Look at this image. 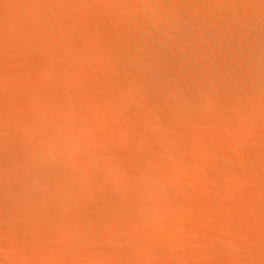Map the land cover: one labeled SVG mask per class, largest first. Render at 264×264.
<instances>
[{"label":"bare ground","instance_id":"obj_1","mask_svg":"<svg viewBox=\"0 0 264 264\" xmlns=\"http://www.w3.org/2000/svg\"><path fill=\"white\" fill-rule=\"evenodd\" d=\"M196 1L0 0V264H264V0Z\"/></svg>","mask_w":264,"mask_h":264},{"label":"rangeland","instance_id":"obj_2","mask_svg":"<svg viewBox=\"0 0 264 264\" xmlns=\"http://www.w3.org/2000/svg\"><path fill=\"white\" fill-rule=\"evenodd\" d=\"M195 1H196V0H195ZM196 2H197V1H196ZM128 3H130V2L128 1ZM0 4H1L0 7H1V9H3V11H5V9H6V10L8 9V7H7L6 4H3V3H1V2H0ZM2 4H3V5H2ZM156 8H158V6H157ZM159 8H160V7H159ZM47 9H49V8L41 9L42 11H39V13H42V15H43V13H47V14H48V13L50 12V14H51V13L55 12V15H56V13L58 12L57 10H56V11H57V12H56L55 10L52 11L51 9H50V10H47ZM74 9H75V8H73V9L70 8V11H73ZM117 9L120 10L121 8H117ZM225 9H226V8H225ZM8 10H9V9H8ZM223 10H224V9H223ZM227 10H228V9H226L225 12H226ZM61 12H62V11H61ZM73 12H74L73 14H75L76 11H73ZM183 12H185V14H186V13H187L186 9H183ZM229 12H231V11L228 10V13H229ZM59 13H60V12H59ZM62 13H63V12H62ZM62 13H61V14H62ZM71 13H72V12H71ZM63 14H64V13H63ZM45 15H46V14H45ZM45 15H44V16H45ZM53 15H54V13H53ZM55 15H54V16H55ZM57 15H60V14H57ZM48 16L50 17V16H52V15H48ZM48 16H47V17H48ZM1 22H2V21H1ZM1 22H0V23H1ZM8 22H9V21H8ZM8 22H7V25H9ZM3 23H4V21H3L0 25L3 26V25H4ZM42 24H43V23H42ZM7 25H6V26H7ZM6 26H3V28H6ZM42 26H44V24H43ZM46 26L49 27V25L45 24L44 29H45V28L47 29ZM260 26H261V25H260ZM7 27H8V26H7ZM262 27H264V24H263ZM30 31L32 32L33 29H30ZM30 31L28 30V34L31 33ZM26 33H27V30H26ZM32 33H33V32H32ZM77 34H78V33H77ZM31 35H32V34H31ZM75 36H76V37H77V36H78V37H81V36L76 35V34H75ZM0 39H1V38H0ZM1 40H2V39H1ZM2 41H4V40H2ZM2 41H0V42H1V44H2L3 46H7V45L10 43V41H8V40H6V39H5V43L2 42ZM7 42H8V44H7ZM230 42H231V41H230ZM4 44H5V45H4ZM229 44H230V43H229ZM229 46H230V45H227V44H226V45H224V46L221 47V51L224 53L223 55H225V56L228 55V52H227V51H228ZM43 48H44V49H43ZM43 48H42L41 51H43V52L46 53V52H47V51H46L47 48H46V47H43ZM49 48H50V47H49ZM74 48H75V49L73 50V53H75V55H78V54L81 55V54H83V48H82V49H81L80 47H74ZM44 50H45V51H44ZM48 50H49V49H48ZM51 50H52V49L50 48V51H51ZM84 50H85V49H84ZM50 51H48L47 54H52V53H50ZM53 51H54V50H52L51 52H53ZM226 52H227V53H226ZM84 53H85V52H84ZM156 53H157V52L154 51V55H155ZM4 57H5V56H4ZM4 57H3V58H4ZM223 57H224V56H223ZM3 58H2V59H3ZM5 58H6V57H5ZM5 58L3 59L4 61H2L1 58H0V64L2 65V68H3L4 64H5V63H4V62H5ZM225 58H226V57H225ZM225 58H223V59H225ZM6 59H7V58H6ZM1 61H2V62H1ZM60 62H61V61H60ZM2 63H3V64H2ZM60 64H61V63H60ZM62 64H64V63H62ZM62 64H61V65H62ZM1 65H0V66H1ZM0 68H1V67H0ZM2 68H1V69H2ZM1 69H0V72H1ZM60 70H61V69H60ZM53 71H58V69L56 68V70H53ZM54 73H55V72H54ZM155 74H156V73H155ZM157 75H158V72H157ZM200 75H201V74H200ZM202 75H203V74H202ZM155 76H156V75H155ZM208 76H211V75H210V74H209V75H208V74H204L202 77L205 78V77H208ZM158 78H159L158 76H157V77H154V79H158ZM8 81H9V83L7 82V79L5 80V82H7L8 84H10V83H11V79H8ZM157 83H158V82H157ZM161 83H162V82H161ZM161 83H160V81H159L157 88L161 89V86H163ZM164 85H166V84H164ZM135 86L138 87L137 85H135ZM140 86H142V85H140ZM140 86H139L138 88H140ZM143 86L145 87V85H143ZM49 87L51 88L50 85H48V86L46 85L45 87H43V88H44V89H42L43 91L41 90L42 92L40 91L39 93H40V94H42V93L45 94V93L47 92L46 90H47ZM118 87H119V86H118ZM118 87H117V86H116V87L114 86L113 88H112V87H111V88H112V89H118V91H119V88H118ZM136 87H133V88L136 89ZM144 87H143V88H144ZM87 88L90 89V90L92 89L91 86H90V87H87ZM138 88H137V89H138ZM143 88H140V90L142 89V91H144ZM145 88H146V87H145ZM51 89H53V88H51ZM55 89L57 90V87H56ZM55 89H54V90H55ZM54 90H53V91H54ZM56 90H55V92H56ZM59 90H60V89H59ZM59 90H57V91H59ZM48 91H51V90L49 89ZM108 91H109V92H110V91L114 92V90H109V89H108ZM118 91H117V92H118ZM109 92H107V94H108ZM112 92H110V93H112ZM115 92H116V90H115ZM39 93H38V94H39ZM43 94H42V96H43ZM46 94H47V93H46ZM218 95H219V94H218ZM42 96L40 95L41 98H42ZM219 96H220V95H219ZM212 97H213L214 99H216V98L219 99V97H218L217 95H216V96H212ZM212 97H210V98H212ZM221 97H222V95H221ZM203 99H205V98H203ZM207 99H208V98H206V100H207ZM202 101H204V100H200V102H202ZM204 102H205V101H204ZM43 106H44V105H43ZM43 106H42V108H43V110H44V108H45L46 105H45L44 107H43ZM53 106H54V107L51 106L50 108H49V106H47V108H45V111L47 110L46 113H48V109H49V114L51 113L50 111H53L54 113L57 112V111H59V110H61V112L63 111L62 109H60L59 106H56V105H53ZM55 106H56V107H55ZM79 111H80V110H79ZM79 111H78V109H76L75 111H72V113H73V115H74V114L77 115V112H79ZM53 112H52V113H53ZM81 112H82V111H81ZM54 113H53V114H54ZM57 113H60V112H57ZM57 113H56V114H57ZM70 113H71V112H70ZM78 114L80 115L81 113L79 112ZM70 115H71V114H70ZM73 115H71V116L74 117L75 115H74V116H73ZM77 116H78V115H77ZM0 117L2 118V116H0ZM75 117H76V116H75ZM1 118H0V120H1ZM2 119H3V118H2ZM261 123H262V122H261ZM259 124H260V123H259ZM257 125H258V124H257ZM257 125H256V127H257ZM59 126H60V125H59ZM59 126H58V124L56 125V124H54V123H51V124L45 126L46 128L43 127V128H45V129H43V130H44V131H45V130H46V131H47V130H51V132H52L53 130H56V131H57V130H59V128H58ZM43 130H42V131H43ZM46 131H45V132H46ZM49 132H50V131H49ZM54 132H55V131H54ZM39 133H40V132H39ZM1 135H2V136H1ZM1 135H0V138H1L0 140H2V139H3V140H6V139L9 138V137H8V136H9L8 134H7V136H6V134H5V135L1 134ZM36 135H39L38 132L36 133ZM233 135H234V134H233ZM158 136H159V135H158ZM158 136H155V137L151 140V141L153 142V143L150 142L151 149H152L153 146L155 147V146L157 145V142L161 139V138H160L161 136H159V137H158ZM134 137H135V136H128V137H127L129 143L123 148V154H124V155H123V158H125V161H126V165H127V166H128L127 163H129V167L132 166V168H135V170H136V167H137V164H138V163H130V162L128 161V158H129V157H130L135 151L139 150V148H140V144L136 143V139H134ZM4 138H6V139H4ZM151 143H152V144H151ZM88 144H89V143L87 142V145H88ZM83 145L85 146V144H83ZM83 145H82V146H83ZM87 145H86V146H87ZM84 146H83V147H84ZM89 146H90L89 148H91V147L93 146V145H91V142H90ZM96 146H97V145H96ZM250 146H251V148L253 147L252 144H250ZM254 146H255V145H254ZM83 147H82V148H83ZM98 147H99V146H98ZM84 148H85V147H84ZM84 148H83V149H84ZM87 148H88V146H87ZM249 148H250V147H249ZM85 149H86V148H85ZM148 150L151 151V150H150V147H149ZM148 150H147V151H148ZM111 157H112V156H111ZM111 157H110L109 159H103V158H101V161H104V162H107L108 164H111L114 160H116L115 156H114L113 158H111ZM162 158H164V156H162L161 159H162ZM99 159H100V158H99ZM162 160H164V159H162ZM178 160H180V159H175V160H174V159H173V160L171 159V160H168V161L166 160L167 162L165 163L164 166L167 167V165H169L170 167H172V165H174V163H178ZM218 160H220V159L218 158ZM125 161H124V164H125ZM180 161H181V160H180ZM109 162H111V163H109ZM114 162H115V161H114ZM114 162H113V163H114ZM164 162H165V161H164ZM249 162H250V160H249ZM252 162H253V160H252ZM7 163H8V162H7ZM7 163H6V164L4 163V164L1 165V166H2V167L7 166V168H6V167H5V168L8 169L9 167H12V166H14V165L16 164V163H12V162H9V164H7ZM17 163H18V162H17ZM163 164H164V163H163ZM166 164H167V165H166ZM170 164H172V165H170ZM8 165H10V166L8 167ZM164 166H163V168H165ZM169 166H168L167 168H169ZM132 168H130V169L133 170ZM9 169H10V168H9ZM206 174H208V173H207V172H204L202 175H205V176H206ZM202 177H203V176H202ZM206 177H207V176H206ZM183 187L186 188L187 185H183ZM218 187H219V186H218ZM115 192H116V191H115ZM115 192H114V193H115ZM44 194L47 195L48 192H47V193H44ZM262 200H264V198H263ZM94 202H95V201H94ZM92 203H93V202H91V204H92ZM192 229H193V228H192ZM203 237H204V236H203ZM73 238H74V237H73ZM207 238H208V237L206 236V237L203 238V239L206 240ZM17 239H18V240H17ZM247 239H248V238H247ZM247 239H242V238H241V240L243 241V243L251 242V241H250L251 239H249V240H247ZM16 240L19 241V242H21V241H22V238L17 237ZM245 241H247V242H245ZM208 248H210V247H208ZM204 249H206V251H208V252L211 251V249L207 250L206 247H204ZM96 254H97V253H95V254H93V255H95L94 257L98 258V255H99V256H102L103 253H102V254H99V252H98V255H96ZM92 257H93L92 255H91V258H89V256L86 257V258H85V257H84V258L81 257L80 260L83 259V260L85 261L84 264H86V261H87V262L92 261V259H93V262H95L94 259H96V258H92ZM83 260H82V261H83ZM87 264H91V263H87Z\"/></svg>","mask_w":264,"mask_h":264}]
</instances>
